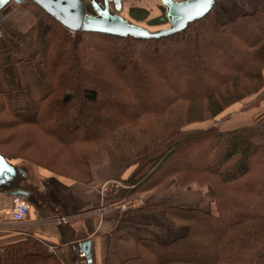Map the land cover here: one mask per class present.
<instances>
[{
	"label": "trees",
	"instance_id": "16d2710c",
	"mask_svg": "<svg viewBox=\"0 0 264 264\" xmlns=\"http://www.w3.org/2000/svg\"><path fill=\"white\" fill-rule=\"evenodd\" d=\"M24 6L47 27L43 63L51 86L32 123L16 118L4 101L7 52L0 45V155L77 179H86L102 151L116 164L137 158L138 168L122 185H109V202L148 194L170 180L181 188L212 189L216 214L152 207L184 224L186 233L168 243L140 240L138 257L124 264H264V144L219 127L245 99L254 97L248 109L264 101V8L224 23L210 12L173 36L137 40L72 35L37 5ZM11 56L25 72L35 67ZM135 97L138 102L130 104ZM76 104L80 113L72 128ZM202 123L207 128L189 127ZM0 260L61 264L54 255L33 252L27 242L5 247Z\"/></svg>",
	"mask_w": 264,
	"mask_h": 264
},
{
	"label": "crops",
	"instance_id": "0c3cea01",
	"mask_svg": "<svg viewBox=\"0 0 264 264\" xmlns=\"http://www.w3.org/2000/svg\"><path fill=\"white\" fill-rule=\"evenodd\" d=\"M257 1L248 0L249 8ZM234 2L236 0H218L212 15L216 20H231L252 12L251 8L237 7L238 1L233 9ZM256 6L264 8V5ZM46 28L41 17L24 4L9 5L0 14V45L7 52L3 56L5 65L1 78L4 101L7 110L14 112L23 123L34 121L37 103L50 92V79L41 63L46 48ZM9 48L12 53H8ZM11 54L18 61H28L35 67L26 72L22 68L17 71L15 66L20 68V65L13 63ZM22 93L27 95V99L24 95V102ZM253 100L254 97L244 100L231 111L230 120L220 124L229 130L243 132L259 127L263 137L264 112L261 106L248 109ZM260 140L258 143L262 144L264 139ZM9 162L28 173L22 189L28 194L25 199L30 208L24 222H12L6 214L11 207L12 196L0 191V255L9 245L27 242L33 252L54 255L61 264H75L76 255H79L78 264H88L81 256V244L89 241L92 264H124L138 257L137 244L140 240L168 243L186 233V226L171 220L164 211H145L140 207L120 214L111 210L109 205L99 212L104 200L106 205L109 204L112 190L109 185H122L135 168L111 162L106 151L101 152L98 164H89L86 179L59 176L22 160ZM180 198L157 199L156 204L166 202L170 207L193 209L191 205L194 204L190 200ZM57 217H65L67 224L54 223Z\"/></svg>",
	"mask_w": 264,
	"mask_h": 264
},
{
	"label": "water",
	"instance_id": "95a60500",
	"mask_svg": "<svg viewBox=\"0 0 264 264\" xmlns=\"http://www.w3.org/2000/svg\"><path fill=\"white\" fill-rule=\"evenodd\" d=\"M218 0H162L166 8L165 17L170 26L155 32H150L136 25L128 24L121 17L109 15L107 9H97L98 17L86 13L81 0H0V12L7 4L15 5L33 3L46 14L56 20L72 33L88 32L115 36L119 38H133L137 40H158L170 37L184 31L188 25L208 15ZM28 173L8 162L0 155V191L11 196L26 198L22 185L27 181ZM83 255L88 264H92L90 256V242L81 244Z\"/></svg>",
	"mask_w": 264,
	"mask_h": 264
},
{
	"label": "rangeland",
	"instance_id": "374dc122",
	"mask_svg": "<svg viewBox=\"0 0 264 264\" xmlns=\"http://www.w3.org/2000/svg\"><path fill=\"white\" fill-rule=\"evenodd\" d=\"M225 1V0H222V2ZM237 1L239 2V6H243V8H249V6H251L250 4H247L248 0H236V2L233 3L232 5V8L234 9L236 7V3ZM253 0H249V2H251ZM263 0H258L256 5H260V6H263L264 3L262 2ZM152 0H140V7H143L147 10H149V18H152L153 16L155 15H159L158 12H157V8L156 6H153L152 5ZM241 3V4H240ZM222 4V3H220ZM10 5H13V4H10ZM256 5H252L253 7H250L252 9V12L255 11L257 8ZM249 8V9H250ZM249 11V13H252ZM248 14V13H247ZM213 16V15H212ZM215 18V17H214ZM216 20V19H215ZM226 20L228 21V19H218L217 21L218 22H221V23H224L226 22ZM163 26H154L152 29H150L149 31L150 32H154L160 28H162ZM1 32V31H0ZM72 35H74L72 32H70ZM221 43H225L226 41L225 40H221L220 41ZM207 43H208V39L207 37L206 38H201L200 39V43L199 45L203 48V47H206L207 46ZM204 49V48H203ZM187 51L190 52V50L187 48ZM192 51V50H191ZM192 52L189 53L190 57H192L191 55ZM149 58H153L151 57L150 55H148ZM39 62H37L38 64ZM43 63V61L41 62ZM119 63H121L119 61ZM17 64V63H16ZM195 70L198 71V67H197V63L196 62H192ZM20 65V64H19ZM44 65V63H43ZM16 70L17 71H20V69L22 68L21 65H20V68L18 67V65L15 66ZM18 67V68H17ZM47 73V72H46ZM161 74H162V71H161ZM199 75V74H197ZM136 88H140V84L136 87ZM132 89H134V87H132ZM106 91V90H104ZM23 94V99H22V102H24V95H25V99H27V95L22 93ZM108 98V96H107ZM136 99L134 100H131L130 101V104H136L139 100L138 97H135ZM247 99H250V98H247ZM245 99V100H247ZM110 106L113 105L112 103L109 104ZM79 104H76V107L75 109L72 111V114H71V117L69 119V125L70 127L74 128L76 127V120L77 118H79ZM263 109V112H264V101H262L261 105H260ZM86 108H88V110H90L91 108L86 106ZM91 118L95 119L96 118V115L95 114H91L90 115ZM160 123H154V126L155 125H159ZM190 129H204V128H207V123H202V124H199V125H194V126H189ZM187 127V128H189ZM220 129L223 130V131H229L228 128L224 127L223 125H219ZM231 127V126H230ZM261 129L258 127V128H253V129H247L245 130V132L243 131H240L244 136L248 137V138H253L252 140L256 143H258L259 141H261L260 139H264V134L262 135L263 137L260 136V133H261ZM253 136V137H252ZM261 144V143H260ZM262 144H264V141L262 142ZM193 156H191V159L192 161L189 160V162H187V164L189 163H193ZM139 158V157H138ZM137 158L136 159H120L119 160V163H121L122 165L124 166H135L137 165V168H138V163L136 162ZM180 164H183V163H179L177 165H180ZM185 165V164H184ZM150 195L145 196L144 195H140L139 197H135V198H130V199H119V200H110L109 204L107 203L106 205V201L104 200V203L103 205H101V207L99 208V210H102L103 208H106L108 207L109 205H114V204H118V206H120L121 204H128V205H131V204H139L140 206L137 207V208H144L146 207V211H153V212H159V211H163V210H150L152 207H156V206H159V205H162V204H166V202H163V203H159V204H156L157 202V199L160 201L164 200V199H167L168 197H173V198H178V197H185L186 200H190V202H192L194 205H191L193 206V209H199V210H202L204 212H207V213H212V214H216V210H215V205H214V202H213V191L211 188H209L207 185L205 186H201V185H192V186H189V187H186V188H181L179 187V185L177 184V182L175 180H170L168 181L167 183H165L163 186L155 189L154 191L150 192L149 193ZM179 194V195H178ZM156 196V197H155ZM180 198V199H182ZM186 200L183 199V201L185 202ZM175 201V200H174ZM186 203V202H185ZM168 206V205H167ZM110 208V207H109ZM137 208H132V209H129L128 211L126 212H121L120 210L118 209H114V208H110L111 210H115V211H118L120 214H127L129 213L130 211L132 210H135ZM103 211V210H102ZM165 212V211H164ZM166 213V212H165ZM168 216V215H167ZM169 217V216H168ZM170 218V217H169ZM171 219V218H170ZM172 220V219H171ZM174 221V220H173ZM176 222V221H175ZM179 223V222H178Z\"/></svg>",
	"mask_w": 264,
	"mask_h": 264
},
{
	"label": "flooded vegetation",
	"instance_id": "af4514ba",
	"mask_svg": "<svg viewBox=\"0 0 264 264\" xmlns=\"http://www.w3.org/2000/svg\"><path fill=\"white\" fill-rule=\"evenodd\" d=\"M81 1L86 8V13L92 17H96V16L98 17L96 11L97 9H100L101 11L107 9L109 15L119 16L128 24L136 25L148 31L152 29L155 25L157 27L163 26L162 28L156 31L166 29L170 26L168 20L165 17L166 8L163 5L162 0H152L151 3L153 6H156L157 12L159 14L153 16L152 18H149L150 17L149 10L139 6L140 0H81ZM177 2H180V0ZM10 4H13V2L7 4V6H9ZM6 7H4L3 10ZM2 11L0 12V14L2 13ZM1 39H2V35L0 40Z\"/></svg>",
	"mask_w": 264,
	"mask_h": 264
},
{
	"label": "built area",
	"instance_id": "2783aa9c",
	"mask_svg": "<svg viewBox=\"0 0 264 264\" xmlns=\"http://www.w3.org/2000/svg\"><path fill=\"white\" fill-rule=\"evenodd\" d=\"M0 38H1V34H0ZM139 204H121L120 206H118V204H114V205H110V208H114V209H118L121 212H126L129 209H134L139 207ZM29 204L28 201L21 197V196H12L11 197V207L10 209L7 211V215L9 216V218L11 219L12 222L14 223H22L25 221L28 212H29ZM105 208H103L102 210H104ZM102 210H100L99 212H102ZM54 223L58 224V225H65L67 224V220L65 217H57L54 221ZM82 257H84V255H81Z\"/></svg>",
	"mask_w": 264,
	"mask_h": 264
},
{
	"label": "snow or ice",
	"instance_id": "6c2138e0",
	"mask_svg": "<svg viewBox=\"0 0 264 264\" xmlns=\"http://www.w3.org/2000/svg\"><path fill=\"white\" fill-rule=\"evenodd\" d=\"M206 2H210V0H206Z\"/></svg>",
	"mask_w": 264,
	"mask_h": 264
}]
</instances>
